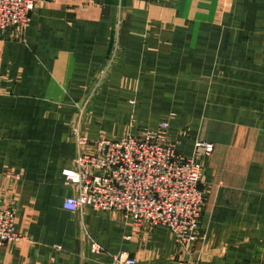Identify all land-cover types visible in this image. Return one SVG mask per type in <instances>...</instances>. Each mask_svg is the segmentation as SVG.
<instances>
[{"label": "crops", "instance_id": "crops-1", "mask_svg": "<svg viewBox=\"0 0 264 264\" xmlns=\"http://www.w3.org/2000/svg\"><path fill=\"white\" fill-rule=\"evenodd\" d=\"M165 122L186 157L214 145L194 245L64 209L79 135ZM0 207L24 236L0 264H264V0H37L25 33L0 37Z\"/></svg>", "mask_w": 264, "mask_h": 264}, {"label": "built area", "instance_id": "built-area-1", "mask_svg": "<svg viewBox=\"0 0 264 264\" xmlns=\"http://www.w3.org/2000/svg\"><path fill=\"white\" fill-rule=\"evenodd\" d=\"M37 0H0V36L14 32L18 37L27 30ZM104 74V73H103ZM168 124L144 129L120 140H91L78 137V156L73 168H65V184L77 195L67 198L64 209L82 212L120 214L139 230L167 228L180 250H187L199 240L201 218L207 202L203 187L205 166L214 145L196 144L193 157L177 152L169 142ZM24 236L16 231V212L0 207V253L9 243ZM95 252L101 251L94 245ZM113 264H138L132 257L115 256Z\"/></svg>", "mask_w": 264, "mask_h": 264}, {"label": "rangeland", "instance_id": "rangeland-1", "mask_svg": "<svg viewBox=\"0 0 264 264\" xmlns=\"http://www.w3.org/2000/svg\"><path fill=\"white\" fill-rule=\"evenodd\" d=\"M124 1H127V0H124ZM36 9V8H35ZM34 14V13H33ZM33 16V15H32ZM32 18V17H31ZM11 33H14V32H11ZM0 37H2V36H0ZM21 37V36H20ZM20 37H18V38H20ZM103 73H107V69H106V67L104 68V70H103ZM163 124H167V122H165V123H162V124H160V126L158 127V128H161L162 127V125ZM141 131V130H140ZM140 131H138V133L140 132ZM182 133H186V129H183L182 131H181ZM137 133V134H138ZM167 135H169V124H168V128H167ZM87 138V137H86ZM102 138H108V137H102ZM102 138H99V139H102ZM90 139V138H89ZM99 139H96V140H99ZM109 139H113V138H109ZM113 140H115V139H113ZM169 140V139H168ZM169 142H170V140H169ZM199 143V142H198ZM174 144V143H173ZM196 150H197V147H196ZM196 150H195V152H194V155H195V153H196ZM178 152V151H177ZM193 155V156H194ZM192 156V157H193ZM116 214V213H115ZM120 215V214H119Z\"/></svg>", "mask_w": 264, "mask_h": 264}]
</instances>
